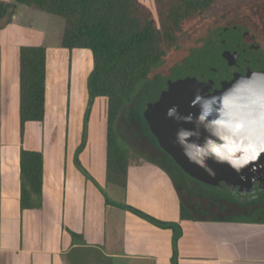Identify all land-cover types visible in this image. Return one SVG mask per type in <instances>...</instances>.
Segmentation results:
<instances>
[{
	"label": "crops",
	"instance_id": "1",
	"mask_svg": "<svg viewBox=\"0 0 264 264\" xmlns=\"http://www.w3.org/2000/svg\"><path fill=\"white\" fill-rule=\"evenodd\" d=\"M15 30L13 22L0 30V264H172L173 231L115 205L121 203L180 224L179 264H264V221L225 215L199 218L155 163L130 161L126 189L106 190L114 185L106 178V136L99 148L89 137L79 154L90 178L77 168L88 104L86 80L93 63L79 98L74 96L73 67L80 56L93 58L85 49L56 48L51 53L47 49L46 105L49 100L52 106L48 105L43 123H28L22 144L44 155V201L41 209L21 211L19 48L33 44L10 40L9 33ZM55 53L61 57L57 64ZM67 58L68 71L69 62L72 66L69 91L68 71L64 78L52 72ZM60 87L64 93L53 92L57 96L53 98L51 92ZM106 106L107 101L105 118ZM59 125H63L61 139ZM29 131L35 138L30 148ZM181 201L194 213V221H180Z\"/></svg>",
	"mask_w": 264,
	"mask_h": 264
},
{
	"label": "trees",
	"instance_id": "2",
	"mask_svg": "<svg viewBox=\"0 0 264 264\" xmlns=\"http://www.w3.org/2000/svg\"><path fill=\"white\" fill-rule=\"evenodd\" d=\"M259 0H237L250 3ZM235 2V1H234ZM225 0H0V30L11 23L15 3L60 17L64 20L60 47L72 52L89 50L93 69L87 78L88 104L84 132L77 150L76 166L87 177L79 154L94 101L107 99L106 178L126 189L131 152L122 145L118 124L121 114L137 99L143 85L166 64L171 55L193 33L209 34L206 27L231 7ZM228 3V4H227ZM230 5V6H229ZM263 18V16H262ZM253 27L254 24H251ZM258 29V28H257ZM205 35V36H206ZM72 66L66 78L70 89ZM47 49L43 45L19 48L20 122V207L21 211L41 209L44 201V155L23 147L30 122L43 123L49 114L46 105ZM108 204L113 201L107 199ZM118 207L131 211L148 222L173 231L172 264L178 263L177 241L182 235L179 223L159 220L131 205ZM194 213L181 201L180 221H194ZM71 235H75L71 232Z\"/></svg>",
	"mask_w": 264,
	"mask_h": 264
},
{
	"label": "rangeland",
	"instance_id": "3",
	"mask_svg": "<svg viewBox=\"0 0 264 264\" xmlns=\"http://www.w3.org/2000/svg\"><path fill=\"white\" fill-rule=\"evenodd\" d=\"M227 2H234L237 0H225ZM228 4V3H227ZM242 4V5H241ZM240 6H238L235 10L232 11V13H227L226 11L222 13L219 17H217L212 23H210L205 31L209 29V34L206 36H210L213 34V32L220 31L221 28L224 26H231V25H245L250 26V24H254L258 26L262 31H259L260 37L262 36V39L264 41V0L259 1H251L250 3H241ZM15 12L12 14L11 22L15 24V27L17 28L16 33H9V39L12 40L16 38L17 40L23 41V44H33V45H43L46 47V49H49L50 53L55 52L56 48L61 52L60 47V36L62 32V28L64 26V20L60 17L47 14L42 11H38L35 9H32L30 7L16 4L15 3ZM230 6V5H229ZM263 16V18H262ZM206 35V34H205ZM203 35V37L205 36ZM197 38V33L189 34L182 42L181 47L171 55V59H177L178 57L182 56V54H186L187 52H190L189 45L190 43ZM198 40V39H196ZM21 43V42H20ZM189 50V51H188ZM58 51V52H59ZM57 52V51H56ZM57 57L54 59L55 64H57L60 60V55L55 53ZM60 58H59V57ZM185 56V55H183ZM183 58V57H182ZM180 58V59H182ZM68 59L63 61L58 69L52 70L53 74H58L60 77L67 75L68 71ZM93 58L90 57L89 54L86 56H80L79 59H76V62L74 63L73 67V90H74V96L75 98H79L84 94V85L86 75L88 74V71L92 68ZM92 64V65H91ZM217 64L221 65L222 61L218 58ZM164 72L165 70H161ZM159 70H156L154 73L158 74ZM155 74L152 76L150 81V88L148 93V85L145 84L142 86L139 95L135 102L124 110V112L121 114L118 124V130L120 135H122V145L124 148H126L127 151L131 152V162H137L139 161V158L142 157L145 159L146 156L154 157V159L157 161V165L160 167H165L167 170V177L169 180V184H172L171 186L175 190H180L181 195L193 209L195 210L196 216L198 215L199 218L207 217L206 210L210 209L212 206H217V203H214L210 198H218L221 201L223 199H226V208L222 207V205H218L216 210L212 213L215 216H230L229 214H232V211H237L243 208L238 202H236L234 199L226 196H220L216 191L214 190H208L203 186L202 184L192 180L187 174H185L180 167H178L168 156H166L160 149L159 145L156 142V138L153 136L148 122L144 119L142 116L140 109H142V104H144L147 101H152L156 98L159 90H160V74L155 76ZM87 81V80H86ZM63 91V92H61ZM65 91L64 87H60L58 89L51 92L52 97L56 96L55 94H63ZM55 94H54V93ZM61 92V93H60ZM148 93V94H147ZM147 94V95H146ZM56 96V97H57ZM67 93L65 92V99L67 97ZM53 97V98H54ZM106 99V98H105ZM103 97L99 98L93 103L94 105V116L89 123L91 113L89 115L87 127L85 129V135H86V141L85 145L90 137L91 142H95L98 146H103L105 142V136H107V117L104 116V104L107 101ZM56 100V99H55ZM57 101V100H56ZM66 101V100H65ZM48 100V105L51 107V102ZM47 105V111L48 110ZM93 109V106L91 110ZM92 112V111H91ZM59 131L57 137L59 139L62 138V131H63V125H59ZM91 129V131H90ZM132 131V133H131ZM135 131V133H134ZM147 146H139L145 145L144 142H147ZM139 140V141H138ZM27 147H34L35 145V138L33 136V133L31 131L27 134ZM138 142V143H137ZM84 145V147H85ZM152 145V146H151ZM83 147V148H84ZM154 148V149H153ZM153 149L154 152H151ZM82 152V151H81ZM80 152V153H81ZM133 154L136 155V157H133ZM153 180V179H152ZM106 190H124L121 189L117 185H107ZM179 191V192H180ZM220 208L223 209V211L220 210ZM233 215V214H232ZM238 215V214H235ZM237 218V217H235Z\"/></svg>",
	"mask_w": 264,
	"mask_h": 264
},
{
	"label": "clouds",
	"instance_id": "4",
	"mask_svg": "<svg viewBox=\"0 0 264 264\" xmlns=\"http://www.w3.org/2000/svg\"><path fill=\"white\" fill-rule=\"evenodd\" d=\"M190 106L199 111L182 114L173 105L166 113L181 124L174 142L188 163L212 177L216 171L209 160L227 164L241 179H247L243 170L249 166L252 172L264 169V70L241 75L219 93L205 95L197 88Z\"/></svg>",
	"mask_w": 264,
	"mask_h": 264
},
{
	"label": "flooded vegetation",
	"instance_id": "5",
	"mask_svg": "<svg viewBox=\"0 0 264 264\" xmlns=\"http://www.w3.org/2000/svg\"><path fill=\"white\" fill-rule=\"evenodd\" d=\"M242 3V2H241ZM237 2L235 1L232 3L231 7H229L226 12L232 13L237 6ZM242 5V4H241ZM246 5V4H245ZM240 6V3H239ZM253 27L251 24L250 26L245 25H231V26H224L218 32H213L212 35L203 38L198 37L195 38L189 45L190 52L186 54H182V56L178 57L177 59H169L166 64L159 67L158 74L154 73L155 76L160 74V90L156 96V98L152 101H147L143 105L149 103H155L158 101L163 94L164 91L168 90L170 81H176L178 79H197L199 82H208L210 80H214L216 83L219 79L223 78L224 72L227 70L228 65L221 64L218 66L215 65L218 58L222 60V53L225 50L231 51H239L240 56L238 57V61L243 59L246 56L247 51L251 47V42L248 39V34L250 33L251 37L254 38L255 42L259 44V46L264 50V41L262 36L260 37L259 31H262L258 26L254 25ZM258 28V29H257ZM198 39V40H196ZM188 50V51H189ZM185 55V56H183ZM183 57V58H182ZM182 58V59H180ZM225 61V60H224ZM165 70L162 72L161 70ZM151 81V80H150ZM150 81L146 84L148 85V93L150 88ZM147 93V94H148ZM146 94V95H147ZM142 116V109H140ZM145 119V117H144ZM146 120V119H145ZM132 133V131H131ZM135 133V131H134ZM153 134V133H152ZM154 136V135H153ZM155 137V136H154ZM156 138V137H155ZM122 139V135H121ZM147 142H144L145 145L138 144L139 146H147L148 140L145 138ZM139 141V140H138ZM157 144L158 140L156 139ZM138 143V142H137ZM152 146V145H151ZM160 147V146H159ZM161 148V147H160ZM154 149V148H153ZM151 149V152L154 150ZM166 156H168L178 167H180L173 158L167 154L162 148L160 149ZM136 157L133 154V157ZM132 157L130 155V161ZM149 162L155 163L157 162L154 157L146 156L145 159L142 157L139 158V162ZM157 165V163H155ZM162 169L167 172L165 167H161ZM180 169L187 174L181 167ZM192 180L202 184L208 190L216 191L220 196H226L234 199L238 204H240L243 208L237 211H232L230 216L241 217L244 220L254 222V221H264V183L263 186H260L258 182H254L251 186L250 184L244 185L243 187L240 186H226V181H220L217 185H208L205 184L193 176L187 174ZM229 178V177H227ZM240 190V191H239ZM214 203H217L219 206L226 208V199L222 201L218 198L211 197L210 198ZM217 206H212L210 209L206 210L207 217H213V212L216 210ZM223 211L222 208H220ZM238 214V215H235ZM229 216V217H230Z\"/></svg>",
	"mask_w": 264,
	"mask_h": 264
},
{
	"label": "water",
	"instance_id": "6",
	"mask_svg": "<svg viewBox=\"0 0 264 264\" xmlns=\"http://www.w3.org/2000/svg\"><path fill=\"white\" fill-rule=\"evenodd\" d=\"M248 36L251 47L243 59L238 61V57L240 56L239 51H223L222 64H226L227 62L226 65L230 67L227 68L223 78L219 79L217 83L214 80L198 82L197 79L190 78L170 81L168 90L163 92L158 101L143 105L142 107V113L148 122L151 132L158 140L159 146L169 154L187 174L208 185H217L220 181H226V186L243 187L247 184L252 186L256 181L260 186H263L264 169L252 172L249 170L251 167L249 166L243 170V175L246 176L247 179H241V175L237 174L227 164H217L209 160L208 163L215 169L216 175L215 177L208 175L203 169L188 163L181 148L175 144L176 130L181 124L174 119L168 118L166 113L168 108L173 105H178L179 111L182 114L198 112V107L193 108L190 106V102L194 98L197 88L205 95L219 93L230 87L241 75H251L252 71L264 70V50L255 42L250 33ZM215 65H217V62ZM183 126L188 128L193 127L191 124H184ZM261 161L264 162V154L261 156ZM253 177H255L254 182Z\"/></svg>",
	"mask_w": 264,
	"mask_h": 264
}]
</instances>
